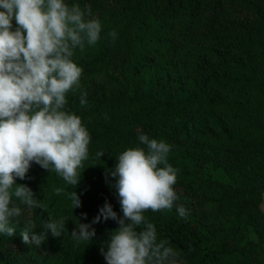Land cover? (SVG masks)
Listing matches in <instances>:
<instances>
[{"label":"trees","instance_id":"trees-1","mask_svg":"<svg viewBox=\"0 0 264 264\" xmlns=\"http://www.w3.org/2000/svg\"><path fill=\"white\" fill-rule=\"evenodd\" d=\"M66 2L88 5L102 24L99 42L73 56L87 105L79 104V91L66 97L91 137L74 189L81 206L72 210L71 186L33 163L16 183L31 188L43 209L20 205L15 234H0V264H106L101 250L116 221L92 224L89 244L77 245L70 233L76 222L91 224L105 202L122 217L105 169L139 144L141 132L171 145L168 162L179 170L173 208L144 213L158 239L180 254L179 264H264V0ZM98 151L105 152L100 159ZM61 217V237L49 235L39 247L22 241L27 219L39 232Z\"/></svg>","mask_w":264,"mask_h":264},{"label":"clouds","instance_id":"clouds-1","mask_svg":"<svg viewBox=\"0 0 264 264\" xmlns=\"http://www.w3.org/2000/svg\"><path fill=\"white\" fill-rule=\"evenodd\" d=\"M101 31V21L92 17L88 5L0 0V234H15L23 215L20 205L29 213L43 209L31 188L16 183L17 178L26 179L33 163L71 186L65 195L72 210L81 206L74 189L89 158L91 137L81 117L66 108V97L79 91V104L87 105V93L81 88L83 69L73 56L77 49L83 52L96 45ZM116 35L115 30L108 33L113 40ZM138 141L115 157L114 169H105L106 179L114 178L110 186L122 217L105 202L91 224L76 222L70 235L77 245L89 244L96 235L92 224L112 219L119 227L109 234L107 250H101L106 264H179L180 254L167 239H158L155 226L144 215L147 210H171L180 199L174 188L179 170L168 162L172 146L143 132ZM104 153L98 151L96 156L100 159ZM54 191L59 195L64 190ZM176 211L187 216L182 205ZM65 223L63 217L48 219L44 230L37 232L29 218L19 235L25 244L39 247L49 235L61 237Z\"/></svg>","mask_w":264,"mask_h":264},{"label":"rangeland","instance_id":"rangeland-1","mask_svg":"<svg viewBox=\"0 0 264 264\" xmlns=\"http://www.w3.org/2000/svg\"><path fill=\"white\" fill-rule=\"evenodd\" d=\"M261 209L264 212V193L261 196Z\"/></svg>","mask_w":264,"mask_h":264}]
</instances>
